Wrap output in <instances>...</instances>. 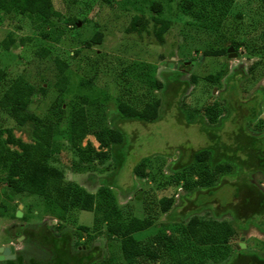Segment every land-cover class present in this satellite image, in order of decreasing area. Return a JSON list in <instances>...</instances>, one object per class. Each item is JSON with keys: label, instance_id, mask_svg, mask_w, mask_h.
I'll return each mask as SVG.
<instances>
[{"label": "rangeland", "instance_id": "1", "mask_svg": "<svg viewBox=\"0 0 264 264\" xmlns=\"http://www.w3.org/2000/svg\"><path fill=\"white\" fill-rule=\"evenodd\" d=\"M184 1H191L192 10L199 16L181 12ZM51 3L57 16L38 31L27 15L0 11V41L8 37L13 40L7 50L0 46V70L5 71L0 95L12 79L21 76L35 88L45 89L44 95L32 98L29 112L44 118L54 100L62 102L61 121L55 128L49 163L58 167L66 180L92 193L103 179L108 184L115 183L110 190L122 208L124 220L132 216L153 219L148 229L135 234L140 242L151 243L149 252H158L160 257L146 264L184 261L192 264L198 258L207 264H264V233L249 224L253 220L264 228V215L258 213L255 199L244 201L249 190L241 183V177L246 175L247 183L264 195V177L254 170L255 163L245 162L243 152L239 151L233 162L221 163L216 171L207 163L191 162L190 157L192 151L203 147H212L216 152L225 148L231 154L239 144H247L253 138L260 143L264 134V3L260 0H51ZM153 3L160 5L159 13L151 9ZM133 16L147 20L148 33L126 32ZM152 17L171 22L162 44L151 34ZM69 19L73 20L71 24ZM96 32L101 34L99 44L91 42ZM220 50H224L221 56L205 55ZM218 72L221 74L218 82L206 79ZM230 76L232 79L227 81ZM157 82L160 88L156 87ZM155 100L159 107L156 119L151 122L127 119L117 110L120 101L141 110ZM81 103L90 134L81 142L85 152L77 153L72 150L66 132L70 109ZM252 106L256 116L246 119ZM114 126L126 135L118 170L111 161V145L99 147L93 134L95 130ZM0 128L10 129L15 140L31 142L30 126H17L1 110ZM7 147L19 151L16 143ZM97 151L106 153L104 161L97 160ZM139 162L145 166L143 178L132 173ZM5 175V171L0 173V247H12L13 253H0L4 257L0 264L17 255L46 258V253L36 245L38 242L35 245L33 241L26 242L21 233L44 223L55 226L56 222L59 229L72 233V250L97 247L101 259L113 256L124 264L116 241H107L105 235L91 231V212L72 210L62 221L50 219L43 213L42 197L32 193L11 194ZM161 197L172 198L170 208L163 213L158 204ZM203 200V206H199ZM16 212L20 215L16 216ZM193 217L198 226L190 233L186 224ZM221 223L227 224L231 235L225 233ZM79 226L90 230L84 233ZM164 234L171 237L172 246L162 243ZM240 242L243 248H238ZM74 243L79 245L76 247Z\"/></svg>", "mask_w": 264, "mask_h": 264}, {"label": "trees", "instance_id": "2", "mask_svg": "<svg viewBox=\"0 0 264 264\" xmlns=\"http://www.w3.org/2000/svg\"><path fill=\"white\" fill-rule=\"evenodd\" d=\"M260 1L264 3V0ZM151 9L156 13L161 11L158 3H153ZM180 10L192 17L199 16L196 11L192 10L191 1H184ZM0 11L14 15H27L31 18L35 31L42 29L44 25L48 26L51 23L50 18L57 16L52 9L51 0H0ZM67 21L70 24L73 22L70 19ZM151 23L153 38L156 42L162 44L163 36L170 28L171 22L163 18L152 17ZM147 24L148 22L144 17L133 16L126 32H133L137 35L143 32L148 33ZM100 41L101 34L96 32L92 36L91 42L99 44ZM12 44L13 40L9 37L0 41V46L5 50ZM223 54L224 50L205 53L206 56H221ZM4 77L5 71L0 70V83L4 81ZM232 77H228L227 81L231 80ZM220 78L221 74L219 72L206 77L207 80L213 82H218ZM156 87H161L160 82L156 83ZM44 93V88H35L24 78L17 76L8 83L0 95V110L17 126L27 125L30 126L31 130V142L23 143L15 140L10 129L0 128V173L5 171V182L8 184L11 194L32 193L42 197L44 201L43 213L56 221L64 220L66 214L72 210L91 212L93 214L91 231H93V234L105 235L107 241H116L118 255L124 264H146L148 260H159L158 252H149L148 250L151 243L140 242L135 238V234L151 226L153 219L147 216L142 219L132 216L124 220L122 208L117 205L116 199L110 190V187L114 186L115 183L110 182L108 184L103 179L101 185L92 193L78 184L66 180L64 173L58 167L49 163L53 135L55 128L61 121L62 102L59 99L54 100L44 118L29 112L28 106L32 98L35 95H44ZM260 95L263 98L262 94ZM158 107L159 102L157 100L145 104L141 110H137L123 101L117 103V110L123 117L131 120L138 119L146 123L156 119ZM255 116L256 110L252 106L246 119H253ZM67 124L66 135L72 150L77 153L85 152L81 142L86 135L90 134V128L82 103L74 105L70 109ZM93 134L99 143V147L111 145V161L115 169L118 170L123 161L125 133L114 126L112 129L95 130ZM3 135H5V138H3ZM215 141V144H217L218 140ZM259 141L260 143L257 144V140L253 138L247 144H239L234 150L230 151L231 154H227L225 148H222V150L220 148L216 152L212 147H203L191 152V162L207 163L209 167L217 171L220 169L221 163L233 162L236 153L242 151L245 156L244 161H247V163L253 161L255 163L254 170L259 171L264 177V134ZM13 143L17 144L19 151L10 150L7 147L8 144ZM95 157L102 162L106 159V153L97 151ZM144 167L143 162H139L133 167L132 173L143 178L146 175ZM245 176L241 177V183L243 182L242 185L249 190V194L244 198V201L247 203L250 202V199H255L259 207L258 213L263 212L264 215V195L256 190L252 184L247 183ZM210 191H207V193ZM234 194L236 195V193ZM204 201H201L198 205L203 206L201 203ZM158 204L159 211L163 213L170 208L172 198L161 197ZM249 224L258 227L264 233V228L260 227L255 221L252 220ZM197 226L198 222L195 217L190 218L186 224L187 231L190 233L194 232ZM220 226L227 235L232 234V230L227 224L221 223ZM242 227L245 228V226ZM59 228L57 222L55 226L44 223L39 228H32L33 230H29L30 232L25 230L21 233L26 242L33 241L35 245V241H37L39 244L36 245L46 253V258H23L21 255H17L15 259L6 260L3 264H122L113 256H109L107 260L101 259L97 247L89 250L86 248L79 249L77 247L79 244L74 243L78 249L72 250V233L68 229L61 230ZM78 229L84 233L90 230L87 226H79ZM161 240L164 245L172 246L173 242L169 235L164 234ZM183 264H189V262L184 261ZM192 264L207 263L202 258H198Z\"/></svg>", "mask_w": 264, "mask_h": 264}, {"label": "water", "instance_id": "3", "mask_svg": "<svg viewBox=\"0 0 264 264\" xmlns=\"http://www.w3.org/2000/svg\"><path fill=\"white\" fill-rule=\"evenodd\" d=\"M230 49H228V51H229ZM20 215V213L19 212H16V216H19ZM240 241H242V238H241V240ZM244 247V244L242 243V242H240L239 244H238V248H243ZM0 253L1 254H3V255H7L8 253H13V248L12 247H10V248H6V247H0ZM4 257L2 256V255H0V260H2Z\"/></svg>", "mask_w": 264, "mask_h": 264}]
</instances>
